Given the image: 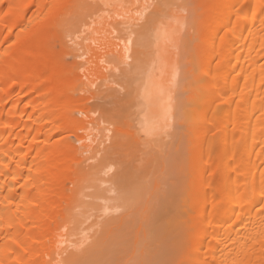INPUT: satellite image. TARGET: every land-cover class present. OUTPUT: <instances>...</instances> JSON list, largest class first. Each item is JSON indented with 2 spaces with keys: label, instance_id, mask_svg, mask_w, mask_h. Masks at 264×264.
Masks as SVG:
<instances>
[{
  "label": "bare ground",
  "instance_id": "6f19581e",
  "mask_svg": "<svg viewBox=\"0 0 264 264\" xmlns=\"http://www.w3.org/2000/svg\"><path fill=\"white\" fill-rule=\"evenodd\" d=\"M92 1L95 5V0ZM98 1L105 3L103 0H97V3ZM130 1L133 3L130 7L135 6L134 4L141 5L136 0ZM82 2L83 0H0V264H66L75 256L79 264L78 256L82 258L84 254V259L89 257L90 253L85 254L90 248L87 249L90 245L88 240L94 239L91 231L95 233L96 230H88L93 227L88 218H85L87 224L84 222L81 227L83 221L79 222L75 216V209L82 207L77 194L80 191L85 193L82 190L90 185V178L96 176L94 180L100 179L98 172L108 176L111 167L108 168V163L105 165L104 161L109 158L111 148H114V139L118 134L121 136V131H124V135L136 137L130 127L129 130L127 127L125 130L115 127L114 112L109 115L107 110L120 106L126 100L119 95V89L108 84L114 68L100 66V49L110 45V54L117 55L115 58H119L125 65L121 63L123 67L116 68L118 72L126 74L130 69L133 70L124 68L127 66L125 63L130 60H126L130 47L124 41L112 46L115 27L106 28L103 25L105 22L96 26L93 20L97 15L93 17L92 22L95 24L92 25L88 18L84 22L75 16L71 21L70 13L77 12L75 9L86 5ZM109 3L104 5L108 6ZM125 3L123 1L121 9L124 6L129 8V3ZM100 5L103 13L111 9L107 6L104 8L103 3ZM146 5H143L144 8L141 5V9L137 6L131 10L139 7V12H142ZM117 7L120 9V6ZM127 8H124L125 11L120 9L119 23H123L120 25H123L126 33L139 32L145 23L138 20L144 19L143 14L146 13L134 16L130 9L128 14ZM139 12L137 10L135 13ZM81 13L82 11L80 16ZM80 16L79 19L82 18ZM87 16L92 17V14ZM200 18L198 31L202 32V36L194 48V54L192 52L196 68H189L198 69L193 80L200 91L195 90L197 92L191 94L187 104L196 107L189 109H195L199 113L195 114L196 111L193 110V118L197 115L199 117L197 116V121L190 120L198 127L193 134L194 138L200 140L197 149L205 150L199 152L200 149L196 151L195 148L189 153L192 158L198 157L196 162L193 160L197 165L207 164L209 167L196 172L195 166L190 164L189 170L187 169L188 187L195 185V192L191 196V199L194 198L195 212L198 218L203 216L197 221L194 217L195 221L188 224V227L185 225L187 231L190 230L185 241L192 242L185 247L184 254H187L189 264H264V0H207ZM88 20L90 22L86 23ZM74 21L84 22L86 28L79 30L82 26L79 24L77 31L73 30L76 24L72 23ZM111 21L112 17L109 22ZM114 21L118 24V20ZM169 24V29L176 28L173 27L175 22ZM67 25L71 28L64 27ZM70 29L78 33L89 31V34L88 31L87 34L86 31L82 33V37L76 32L68 37H74L75 34L81 38V47L84 49L82 48L81 54L78 51V54L81 57L87 54L85 62L77 61L74 65L71 62L72 65H69L63 59L66 53L63 49L66 47L68 50L69 45L60 47L59 44L68 35L64 31L71 33ZM172 33L171 41L177 43L179 38L173 35L175 31ZM82 39H88V42L83 43ZM58 41L60 42L57 43ZM114 46L118 53L114 52ZM110 47L113 48L109 50ZM166 52L168 56V50ZM107 54L105 52L104 55ZM170 71L169 67L161 68L159 74L158 71L152 73L145 84L142 97L147 111L138 119L140 131L145 135L152 133L150 128L155 124L152 125L151 122H157L158 117L166 113L164 106L168 99L166 97H169L167 86L172 81ZM101 80H107L104 82L106 87L103 88L100 84ZM75 91L82 93L76 95ZM128 94L130 95L129 92ZM88 100L95 102L88 104ZM101 106L104 111L102 115L108 113V118L105 116L106 119L103 120L108 123L106 126L100 125ZM191 114L188 112L186 118L193 116ZM76 142L80 143L79 147ZM228 148L229 155L226 153ZM225 150L226 156H221ZM218 155L221 159L212 162ZM112 172L114 174L113 169ZM197 178H200L199 182L196 181ZM109 180L111 181L109 177H102L101 181L106 183ZM112 180L114 182V178ZM66 182L71 183L69 192ZM90 186L95 187L92 183ZM106 188L111 190L110 187ZM86 193L95 199L101 196L95 192ZM87 195L86 198L89 197ZM88 202L89 200L85 205L91 204V201ZM206 214L208 215L204 216ZM72 219L78 220L81 226L76 225L77 222ZM229 220L230 224L227 226ZM238 220H242L244 225ZM236 221L242 226L234 227ZM74 224L81 229H77L76 233L69 232V229L78 228ZM240 227L244 230L240 231ZM221 230L232 232L233 241L230 246L223 241L225 237H221V233L225 232H220ZM77 232L81 234L78 235ZM100 237L99 240L102 235ZM111 241H108L109 244ZM206 242L208 246L204 249ZM96 245L93 246L95 250ZM79 250V254H76Z\"/></svg>",
  "mask_w": 264,
  "mask_h": 264
},
{
  "label": "rangeland",
  "instance_id": "374dc122",
  "mask_svg": "<svg viewBox=\"0 0 264 264\" xmlns=\"http://www.w3.org/2000/svg\"><path fill=\"white\" fill-rule=\"evenodd\" d=\"M84 1H87V0H83L82 2L86 5L81 4L82 5L81 7L82 8L86 7L87 9L85 8L82 9L81 7H78V9H75L77 10V12L72 11L69 15L71 16L70 19L72 18L71 21L74 20L73 17L75 16L76 18H78V20H83L84 22L86 20L85 18H88L89 20L91 19V22L88 20L86 21V23L90 22L89 24L92 25V23H94L92 22V20L97 15L95 20H93L96 22V24L94 23L96 26L99 27L102 23L105 22L103 25L105 27L107 26L106 28L115 27L113 33L115 32L116 34L114 33V42L112 43V46L116 44V42L118 44V42L124 41L130 47L127 50L128 52L126 53L128 56L126 60L127 59L129 60V58L130 60L129 61L127 60L129 63L126 62L125 64L127 66L124 68L129 67V68H132L133 70L131 69L129 70L127 68L129 71L126 74L118 72L116 68L118 67L122 68L124 65V62L122 63V61L120 62L119 58H115L117 57V55L116 56L111 55L112 51L110 49L113 47L109 48L111 52L110 54V52L108 51V46L110 45H108L107 47H103L102 50L100 49V52H101L100 56L102 55L100 57V60H101L100 66L101 68H114V73H111L109 76L108 84L113 86L114 88L119 89L120 90L119 95L121 96V98L126 100V101L123 100L126 103L123 102V104H121L122 103L121 102L120 106L116 105L114 106V109L112 108L111 110H109L110 109L109 108L107 110L109 111V115H113L112 112H114V115H115L114 125H116L115 127L118 126V129L122 128L120 130H123V129L125 130L126 127L128 130L131 128V131L133 130L136 133L135 134L136 137H130V136H127V134L124 135V131H121L123 133V134L121 133V136H119V134L118 136L117 134H115L117 138L114 136L116 138L114 139L115 141L114 148H111L109 158H107L104 161L105 165H107L108 163L107 165L109 166L108 168L111 167L109 169L108 176L106 174L101 175L100 174L101 172H98L97 175L98 176L100 175L99 176L100 179L96 178V180H94L96 176H94L93 179L90 178L91 180L89 179V184L91 185L92 183V185L95 186L94 188L96 190H94V188L89 185L88 187L85 186V188L82 190L85 192L84 194L81 191L77 194V196L79 197V201L82 204V207H78V209H75L76 215L75 213L74 215L78 218L79 222L83 221L82 226H81V223L79 224L77 222L78 220L76 221L74 219L72 220H74L75 223L77 222L76 225L79 224V226L83 227L84 226L83 223L84 222L86 223L87 222L86 219L88 218L89 220H91V221L88 220V222L93 223V227H91V229H88V230L90 231L93 229L94 231L96 230L95 233L91 231V237L93 236L94 239L93 237H92L93 240L89 238L88 240L89 242L88 241L87 242L90 245L86 243L88 245L87 249L89 247L90 248H89V252L86 251L85 254L88 255L90 253L88 255L89 257H86L85 255L86 258L84 259V254L82 255L80 253L82 255V258H83L82 259L81 256L77 255L79 258L78 261L80 260L79 264H189L190 262H188L187 256H186L187 254L186 255L184 254L185 253L184 250H185V247L190 245L192 241L191 240L190 242L185 241V237L187 236V233H189L190 231V230L187 231L185 225L186 226L188 224L190 225L191 222L195 220L197 221V219H200V217L203 215L199 214L200 216L198 218V214L196 213L197 211L195 210L196 209L195 203H193L194 198L191 199L192 194L195 192V185L192 187H188L189 178H188V175L186 174H188L187 171L189 170L188 168L190 164L195 166L196 172H198L200 169H206L209 167V165L207 164L197 165V163L195 162L197 161L196 159H198V157L193 156L192 158L190 156L189 152L191 149L196 148L195 149L196 151L200 149V148L197 149L198 143L200 142V140L198 139L199 140L198 141L193 136V134L198 130V127L196 128L194 123L193 122L191 123L193 119L197 121L196 119H198L197 116L199 117V115H197L196 118H193L195 116L194 113L197 114L198 111L193 109L194 111H196L194 112L192 109H189L192 107V105L190 107L188 106L190 104H187L190 102L189 100H190L191 94H193L195 90H199L198 84L193 80V78H195L194 76H196L198 73V69L197 70L195 69L196 61H194L195 59L193 58L194 55H192V52L194 54V48L198 44V41L201 40L200 38L202 36L201 35L202 32L200 33L198 31V25H199L198 23L202 19L200 18V16L202 17V13L205 9L207 0H140V1L136 0L137 4L138 2H141L139 4H141L142 6L143 5L145 6L147 3L146 9L142 11L143 13H146V14H143L145 15V17L141 15V17H143L144 19L140 18V21L138 20V22L145 23V26L142 27V29H140L141 31L139 30V32H132V33H126V31L123 30L122 28L123 25L122 26L120 25L123 23H119L120 22V18H119L120 12L119 11L124 5L123 1L126 2L125 5L129 3L127 5L129 8L124 6V8H127V12L130 11L131 8L133 7L136 8L139 5L136 6V4H134L135 6L130 7L133 5V3L132 1L129 2V0H123V1L122 0H115V1L109 0L110 3L107 0H103L105 1V3L106 2L109 3L108 6L107 4L104 5L105 3L101 1H98L99 3L98 4L97 0H95V5H94V1L92 0H89L87 2H84ZM113 2L115 3L111 4ZM119 2L122 5H120ZM102 3H103L104 8L105 6H107L108 8L109 7L111 8L109 10H105L106 12L104 11V13L106 14H104L103 11H101V9L103 8L100 4ZM116 3L118 6H120V9L119 7H117ZM98 5H100L101 8L100 10L98 9V12H97L96 11L97 7L99 8ZM141 5L139 6L140 9H141ZM139 7L137 8L138 12H139ZM79 8H81V10ZM133 9L131 11L133 12L132 14L134 16H136L137 14L139 15L140 13L142 14V12L135 13L137 12V10L135 9L134 10L135 12H134ZM86 10L88 12H86ZM80 11H82L81 16H80ZM96 12L97 14H93ZM88 13L92 14V17ZM102 13L103 15H101ZM98 14H100L101 16ZM128 14L130 13L128 12ZM87 15H89L91 18L88 17ZM79 16L80 18L82 17L83 19L82 18L79 19ZM107 16H109V19L107 18ZM110 17H112V21H111L112 23L109 22ZM103 18H106L107 20H103ZM114 20H118L117 23L120 26L116 24ZM143 20L144 21L146 20V21L143 22ZM77 21H74L72 23H76ZM84 22L81 21V23L80 22L76 23L78 25L75 24L74 26L75 29L73 30L77 31L79 24L82 25L81 27H79L80 28L79 30L86 28V26L84 27L83 25ZM169 22L171 24L175 22L176 24V25L174 24L173 26V27L176 26V28L172 29L173 31L169 29L170 26L168 27V25H170ZM67 23H68V20H67ZM68 26L69 25L64 26V27H68ZM69 27L67 29H69ZM116 27L119 29L117 30ZM70 30H71V33L70 31H67V30L64 31L68 35L67 36L65 35L64 39L62 38L63 40L61 41L64 43L61 42V44H59L60 47L61 45L70 46V47L69 46L67 47L69 51L65 49L66 47L62 46L64 47L63 49L65 50L64 52H66L64 53L65 55L63 54L64 55L63 59L67 61L69 65H72V64L74 65L75 63H77V61L81 63L85 62V59H86L85 56H87V54H84L83 57L79 56V54L82 53L84 47H81L82 41L80 40L81 38L78 35L82 37L83 36L82 33H85L86 31L85 34H87L88 30L83 31L82 33L81 32L78 33L75 31L78 34V35L74 34V37L76 36L75 40L73 39L74 37L68 38L69 36H72V33H75L72 29ZM198 32L200 33V36ZM171 33L173 35L178 36L177 38L179 39L177 43L176 42L174 43L171 41L173 38ZM88 34H89V31H88ZM86 36H89V35H86ZM71 39H73L74 42ZM76 40L78 41V43ZM82 40H83V43L88 42V39L86 40L82 39ZM59 42L60 41H58L57 43ZM57 43H55V46L59 47L57 46ZM156 45L158 48L156 47ZM115 46H118V45H115ZM115 46H114V49H115L114 52L118 53L116 52L117 47L115 48ZM242 48L243 47H241V49ZM158 49H159V52L157 53ZM167 50L169 52L168 56L166 55ZM78 51H79V54H78ZM105 52L108 54L104 55ZM157 54H160L161 58ZM117 59L119 61H117ZM168 59H170V61H168ZM71 62L72 64H70ZM130 63L132 64L130 65ZM190 66L195 67V68L194 69L191 68L192 70H189ZM166 67H169L171 70L170 72H172V76H171L172 81L169 83V87L167 86L168 90L167 88L165 89L167 90V92L169 91L168 92L169 97H166V99L167 98L168 99L166 101V106H164V109H166L165 110L166 113L165 115L158 117L157 122L155 121L154 123L153 121L151 122L152 125L155 124L154 127H152V125L150 124V127H152L150 128V131L152 130V133L150 134L149 132V134L147 133L145 135L143 134V132L140 131L141 127H140V124L138 123L139 117L142 118V116L146 114V111H147L146 110L147 105L144 102L145 99L142 97L144 87H145L146 82L148 81V78L151 76L152 73L155 74L158 71L157 73L159 74V72L161 71V68L163 69ZM106 81L107 80H101L100 84L103 86V88L106 87V84H104V82ZM169 88H171V90ZM128 92L130 93V95L128 94ZM81 93L82 92L75 91L76 95L81 94ZM94 102L92 100H88V104H92ZM102 107L103 106H101V108ZM108 107L109 105L107 106V108ZM192 108H196V107H192ZM186 111L187 113L189 112V114L192 113L191 115L193 116L189 115L190 118L189 116H187L186 118V115H187ZM103 112H104L103 108H102V112L99 110V113H101V115ZM106 114L104 113V115H102V122L100 121L101 126H106L108 124L107 122L103 121L104 119L108 118L107 117L108 113ZM136 116L137 118H135ZM99 119L101 120V116H99ZM152 119L156 120L154 118ZM192 124L194 125L193 127H191ZM159 126L161 128H158ZM156 127L157 129H155ZM206 137L208 138V136ZM70 138L74 139L72 136H70ZM75 144H77L78 147L80 146L79 142H76ZM204 150H205L204 148L203 150L200 149L199 152L200 151L204 152ZM229 151L230 149L228 148L227 152L226 150L222 151L223 155L221 154L220 155L226 156L225 155L226 153L227 155H229L228 153ZM82 155H85V153ZM220 157L219 155L216 156L212 162L217 161ZM193 160H195V162ZM112 169L114 171V174L112 172ZM109 175L111 176V178ZM102 177H105V178L109 177L111 181L109 180L106 183H102L101 181ZM112 177L114 178V182H112L113 181ZM199 179L200 178H197L196 181L198 180L199 182ZM196 181H194L193 183L196 184ZM69 184L71 185V183H67V182L65 184L68 192H69V188L71 187L69 186ZM105 186L108 188L110 187L111 190L107 189ZM91 188L93 190H91ZM86 192H91L89 194H92L95 192V194L97 195L101 194V196L96 197L95 199V197H92V196L90 197V195H87ZM95 194L93 196H95ZM85 195L89 196L87 197L88 199L86 198ZM107 196L110 198H107ZM88 200H89L88 203H90L91 201V204H89V206L85 205L87 204ZM107 206H108V209H107ZM105 209H107V211ZM80 210H82V212H80ZM205 213H208V212L205 211ZM208 214L204 216H207ZM115 216H117V218H115ZM194 217L196 218L195 220H193ZM101 218H104V219H101ZM83 219H85V221ZM239 221L242 223V220H238V222ZM100 222L102 223V225L104 224V226H102ZM228 222H227V226H229L230 220ZM238 222L237 221L236 223L234 222V227L235 225L236 227L237 226L239 227V225L242 226L241 223H238ZM231 223L233 224V221H231ZM242 224L244 225V223ZM76 225L74 224V226ZM79 226H76L78 227L76 228V230L69 229V232L70 231L75 232L77 231V229H81V227ZM227 226H224V228ZM239 229L241 231L242 228L240 227ZM223 231L224 230H221L220 232H223ZM77 234L79 235L81 234V232L80 233L77 232ZM84 234H85V231H84ZM87 234L90 235V233H87ZM92 234H95L98 236H95ZM75 235L76 234H74V236ZM99 235L100 236L102 235L101 240H99V238H101ZM81 236L82 235H80V237ZM111 236L112 237L114 236V238H112ZM223 236L226 238V239L223 238V241L229 244L230 246V243L233 241L231 240L232 238L231 236H233L232 232H229V233L225 232L223 234L221 233V237ZM75 238L76 240H80V238H77V237ZM97 240L101 241V243L97 242ZM109 240L111 241L110 244L108 242ZM94 243L97 244V245L95 244L96 250H95V247L93 248V246H95ZM100 246H101L100 249L102 250L98 248ZM207 246H208V242L205 243L203 248L205 249ZM97 250L100 251V253ZM80 251L81 250L75 253L79 254ZM95 251L98 252V253L96 252L97 255L94 254ZM91 255L93 256L92 261H91ZM101 256L102 258H99ZM72 257L74 256L72 255ZM87 258H90V260L89 259L87 260ZM74 259H76V256L74 258H71V260L69 259V262L67 261L66 264H72L73 262H74L73 264L77 263V259L75 260L76 262L74 261Z\"/></svg>",
  "mask_w": 264,
  "mask_h": 264
},
{
  "label": "snow or ice",
  "instance_id": "6c2138e0",
  "mask_svg": "<svg viewBox=\"0 0 264 264\" xmlns=\"http://www.w3.org/2000/svg\"><path fill=\"white\" fill-rule=\"evenodd\" d=\"M262 207H264V206H262Z\"/></svg>",
  "mask_w": 264,
  "mask_h": 264
}]
</instances>
